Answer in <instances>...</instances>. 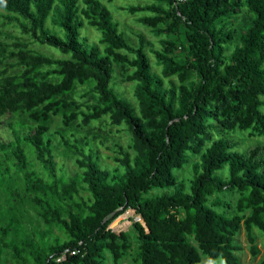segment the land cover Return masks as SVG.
<instances>
[{"label":"trees","instance_id":"trees-1","mask_svg":"<svg viewBox=\"0 0 264 264\" xmlns=\"http://www.w3.org/2000/svg\"><path fill=\"white\" fill-rule=\"evenodd\" d=\"M111 1L0 0V22L16 31L0 42V118L27 114L9 129L0 119V257L8 248L16 264H105L109 253L118 264L135 250L137 264H240L241 227L253 255L254 228L264 233V142L239 137L264 135V0L121 5L157 47L141 32L129 39ZM56 114L65 127L108 118L129 142L53 131ZM128 209L143 219L133 235L109 227Z\"/></svg>","mask_w":264,"mask_h":264},{"label":"rangeland","instance_id":"rangeland-1","mask_svg":"<svg viewBox=\"0 0 264 264\" xmlns=\"http://www.w3.org/2000/svg\"><path fill=\"white\" fill-rule=\"evenodd\" d=\"M138 0H113L111 2H108V7L111 10L112 14L114 15V18L120 22L119 27L125 31L128 38L131 39L134 43L139 42V37L137 35L138 32H141L145 39L148 42V46H159L158 37H156L149 27L141 24L136 19L135 14H131L127 12V10L122 9L121 5H127V4H135ZM142 2L146 0H140ZM1 12V9H0ZM242 16H246L242 14L239 15L238 21L239 22H246V18H243ZM12 33H16V31L11 30V28L4 26L0 22V42L3 41L8 44H13L14 39L12 38ZM90 35L93 38L97 37V31L93 28H90ZM31 47L42 51V52H52L55 55H60L61 53L58 52L59 50L48 47L46 45H39V44H32ZM10 63L15 64V60H9ZM21 70V67L19 66H13L9 67V73H19ZM118 79L120 80V83L122 86L125 87L126 91L131 95L132 89H131V83L125 80L122 74L118 75ZM87 86L80 85L77 87L78 93H84ZM71 97H75L77 99H80L79 96L70 95ZM82 100V99H81ZM95 100V97L93 94H89L83 101H90ZM27 119V114L23 113H13V112H7L6 115L1 117L0 119L4 122L5 127L7 129L8 126L6 125L7 121H14L17 119ZM63 117L61 114L52 115L49 126L50 129L53 131L58 132L59 130L65 131L66 134H69L70 132H77L80 135L86 134L89 136H92L95 140L103 139L107 144H112V140L115 138H118L121 140L124 144H127L129 142L130 138V132L128 130H121L117 131L116 126L109 125L108 118H102L98 121H94L91 124L84 126L80 124V120L76 119L74 120L71 125L65 127L63 124ZM83 136V135H82ZM81 136V139H82ZM240 139L242 140V144H250L256 141L264 142V135L263 136H249L247 132L240 133L239 134ZM56 139L59 141V135H56ZM60 148H63L60 146ZM99 152L103 155L104 161L108 164H112V159L107 156L111 155V150L107 148L105 145H99ZM65 164L67 166V169L69 171L70 175H73L77 170V164L74 160V158L71 155H68L65 159ZM188 171V168H185L184 170L180 171L181 175L186 174ZM239 194L235 193L234 195L227 196L228 200H236L238 198ZM31 214L33 215L35 221L39 223V225L44 228L45 224L43 220L39 219L34 212L31 210ZM133 220H141L143 222V219L140 217V215H137L134 209H128L121 215H119L110 225L109 227L114 229L115 231H122V230H128L133 235L132 230V223ZM54 232L59 233L58 228L53 227ZM254 234L257 238V249L258 253L256 255H253L251 253L250 249V243L247 239L246 230L244 227H241L239 233L235 236V242L242 245V249L237 250L236 254L239 257L240 264H259V262L264 259V233L258 230L257 228H254ZM106 260L105 264H116L113 261L112 256L107 253L106 254ZM216 264H226L225 261L222 258H218L215 262ZM0 264H16L11 252L8 248L4 249V252L2 253L0 257ZM118 264H137L135 261V250H132L128 255L123 257ZM202 264H207V257L203 255V261Z\"/></svg>","mask_w":264,"mask_h":264},{"label":"built area","instance_id":"built-area-1","mask_svg":"<svg viewBox=\"0 0 264 264\" xmlns=\"http://www.w3.org/2000/svg\"><path fill=\"white\" fill-rule=\"evenodd\" d=\"M177 1H181L182 2V1H187V0H177ZM70 253L71 254H75L76 250H71ZM67 256H68V249L66 251H64L63 253H61L60 255H58L56 257V260L57 261H63V260H65L67 258Z\"/></svg>","mask_w":264,"mask_h":264}]
</instances>
